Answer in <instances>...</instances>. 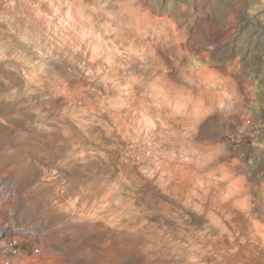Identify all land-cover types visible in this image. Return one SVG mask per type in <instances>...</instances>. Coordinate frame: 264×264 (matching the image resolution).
Listing matches in <instances>:
<instances>
[{
    "label": "clouds",
    "instance_id": "clouds-1",
    "mask_svg": "<svg viewBox=\"0 0 264 264\" xmlns=\"http://www.w3.org/2000/svg\"><path fill=\"white\" fill-rule=\"evenodd\" d=\"M216 6L180 21L166 0H0V127L21 122L15 140L48 165L37 184L73 160L99 165L46 185L54 231L107 233L88 264H125L133 252L141 264H264L241 159L249 138L264 143L232 69L210 63L208 41L189 42ZM219 6L230 17L231 0ZM9 64L15 75L2 72ZM52 132V146L35 140ZM209 214L221 219L201 220ZM44 255L33 245L28 259ZM74 256L65 259L82 264Z\"/></svg>",
    "mask_w": 264,
    "mask_h": 264
},
{
    "label": "rangeland",
    "instance_id": "rangeland-1",
    "mask_svg": "<svg viewBox=\"0 0 264 264\" xmlns=\"http://www.w3.org/2000/svg\"><path fill=\"white\" fill-rule=\"evenodd\" d=\"M177 17L183 21L185 15L190 19L192 8L197 13H203L207 3L217 5L212 9L211 15H200L196 26L189 32V42L196 47L201 41L212 44L210 63L224 68L232 69L237 88L243 97L242 105L253 114V123L249 131L254 133L257 143H264V0H231L232 10L230 17L225 16V10L219 6L220 0H184L188 5L181 11V0H166ZM159 3V0H157ZM241 9L248 10L247 15L241 14ZM8 63V62H5ZM14 65L9 64L3 68V73L15 75ZM2 74V73H0ZM11 125V127H9ZM21 122L9 119L8 123L0 127V230L9 228L24 242L29 252L15 254L8 262L0 255V264H36L31 257L33 245L44 249L45 264H70L65 259L68 253L81 251L82 264H88L87 255L91 249L97 247L98 241H103L107 233L89 231L81 228L78 231L64 236L52 229L56 221L47 206L46 193L50 190L47 186L58 187L67 177L80 175L79 169L84 173L94 175L99 168L96 161L88 159L85 163L73 160L69 163L72 170L53 167L49 177L43 184H37L43 167H48L43 158L34 153H27L15 140V129ZM58 133H38L35 140L40 144L52 146L56 143ZM244 162L242 171L251 177L249 195L252 201V215L254 219L264 223V148H254L252 138L243 146ZM254 153L256 158L253 159ZM251 160V163L248 161ZM247 207V201H240ZM120 205L110 204L109 211H119ZM221 219L218 215L209 214L204 222ZM157 217H152L156 222ZM110 238V237H109ZM113 251H118L114 248ZM264 257V254H262ZM261 257H257L256 264H260ZM143 257L131 253L125 264H141Z\"/></svg>",
    "mask_w": 264,
    "mask_h": 264
},
{
    "label": "built area",
    "instance_id": "built-area-1",
    "mask_svg": "<svg viewBox=\"0 0 264 264\" xmlns=\"http://www.w3.org/2000/svg\"><path fill=\"white\" fill-rule=\"evenodd\" d=\"M22 252H29L24 242L11 229L0 230V254H21Z\"/></svg>",
    "mask_w": 264,
    "mask_h": 264
},
{
    "label": "bare ground",
    "instance_id": "bare-ground-1",
    "mask_svg": "<svg viewBox=\"0 0 264 264\" xmlns=\"http://www.w3.org/2000/svg\"><path fill=\"white\" fill-rule=\"evenodd\" d=\"M2 257H4L8 262H11L13 256L15 254H0Z\"/></svg>",
    "mask_w": 264,
    "mask_h": 264
}]
</instances>
